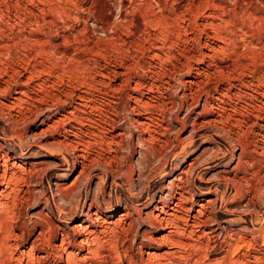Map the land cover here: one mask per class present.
Segmentation results:
<instances>
[{
  "label": "rangeland",
  "instance_id": "rangeland-1",
  "mask_svg": "<svg viewBox=\"0 0 264 264\" xmlns=\"http://www.w3.org/2000/svg\"><path fill=\"white\" fill-rule=\"evenodd\" d=\"M220 1L0 0V84L8 79L12 85L9 93H0V103L10 105L22 77L42 104L41 110L18 115V108L0 110V154L9 166L14 161L25 170L14 182L16 218L8 219L12 233L20 235L7 240L14 244L9 251L14 259L29 251L45 219L72 235L71 227L84 225L91 210L100 222L120 217L122 223L99 234L110 241L104 249L111 244L107 248L114 253L100 250L110 255L103 259L86 248L74 250L78 264H141L146 251L166 253L167 264H228L236 253L250 264H264V105L257 94L264 93V2ZM206 45L213 46L214 57L205 56ZM155 46L161 47L160 60ZM190 79L200 87H189ZM138 81L146 88L134 89ZM135 95L150 103L140 116L130 111ZM70 110L77 123L64 119L41 134L43 123L51 125ZM146 117L150 130L136 123ZM82 154L86 169L75 180ZM179 177L188 192L178 216L194 220L199 204L213 201L197 216L205 222L199 241L207 240L210 251L150 240L167 232L155 219L161 208L171 212ZM178 223L188 236L191 229ZM232 238L246 245L239 243L243 247L235 252ZM35 248L34 255H44L42 246ZM62 263L54 254L39 264Z\"/></svg>",
  "mask_w": 264,
  "mask_h": 264
},
{
  "label": "bare ground",
  "instance_id": "bare-ground-1",
  "mask_svg": "<svg viewBox=\"0 0 264 264\" xmlns=\"http://www.w3.org/2000/svg\"><path fill=\"white\" fill-rule=\"evenodd\" d=\"M26 2H28L29 4H33L34 1H41L44 2V0H25ZM73 0H69V2H72ZM208 1V0H207ZM218 1V0H217ZM225 0L223 1H220L221 5L226 3L224 2ZM229 1V0H228ZM239 1V0H238ZM246 1V0H245ZM249 1V0H248ZM256 1V0H255ZM259 0H257V3H258ZM46 2V1H45ZM44 2V3H45ZM48 2V1H47ZM46 2V3H47ZM92 2V1H91ZM127 2V1H126ZM230 2V1H229ZM232 2V0H231ZM234 2V0H233ZM237 2V1H236ZM247 2V1H246ZM245 2V3H246ZM264 2V0H263ZM38 3V2H37ZM58 3V2H57ZM130 3V1H129ZM215 3V2H213ZM217 3V2H216ZM253 3V2H252ZM251 3V4H252ZM256 3V2H255ZM254 3V4H255ZM36 4V3H35ZM48 4V3H47ZM90 4V3H89ZM218 4V3H217ZM228 4V3H227ZM238 4V3H237ZM236 4V5H237ZM262 4V3H261ZM219 4V6H221ZM233 5H235L233 3ZM235 5V6H236ZM250 5V4H249ZM34 6V5H33ZM38 6V5H37ZM218 6V5H217ZM223 6V5H222ZM256 6V5H255ZM39 7V6H38ZM53 7V6H52ZM87 7V6H86ZM90 7V6H89ZM29 8V7H28ZM27 8V9H28ZM33 8V7H32ZM40 8V7H39ZM96 8V7H95ZM218 8V7H217ZM224 8V7H223ZM251 8V7H250ZM253 8V7H252ZM35 9V8H34ZM85 9L86 11V8H83ZM124 9V8H123ZM235 9V8H234ZM255 9V7H254ZM30 10L31 7H30ZM38 10V9H37ZM227 10V9H226ZM229 10V9H228ZM227 10V12H228ZM249 10V9H248ZM34 11V10H33ZM32 11V12H33ZM89 11H92V9H90ZM225 11V10H223ZM232 11V10H231ZM230 11V12H231ZM247 11V10H245ZM254 11V10H253ZM35 12V11H34ZM80 12V11H79ZM96 12V11H95ZM99 12V11H98ZM93 13V11H92ZM128 13V12H127ZM126 13V14H127ZM3 14V13H2ZM32 14V13H30ZM96 15H98L97 13H95ZM126 14H123L122 13V18H126ZM235 14V13H234ZM247 14V12H246ZM255 14V13H253ZM57 15V14H56ZM208 15V14H207ZM211 15V14H210ZM208 15V16H210ZM213 15V14H212ZM223 15V14H222ZM249 15V13H248ZM247 15V16H248ZM256 15V14H255ZM259 15V14H258ZM262 15V14H261ZM35 17V14L33 15ZM133 16V15H132ZM228 16V15H227ZM253 17V15H250ZM259 17V16H258ZM261 17V16H260ZM67 18V17H66ZM72 18V16H71ZM121 18V19H122ZM213 18V17H212ZM219 18V17H218ZM49 19V18H48ZM223 22V18H220ZM46 21V19H43ZM74 20V19H73ZM76 20V19H75ZM78 20V19H77ZM96 20V19H95ZM128 20V19H127ZM126 20V21H127ZM125 21V20H124ZM228 22L226 19L224 20V22ZM48 22V20H47ZM209 22V21H208ZM50 23H51V20H50ZM126 23V22H125ZM206 23V22H205ZM205 23L203 25H205ZM210 23V22H209ZM219 23V22H218ZM52 24V23H51ZM129 24V23H128ZM138 25V24H137ZM136 25V26H137ZM210 25V24H208ZM215 25V24H214ZM217 25V24H216ZM215 25V26H216ZM219 25V24H218ZM222 25V24H221ZM225 25V24H224ZM228 25V24H227ZM248 25V24H247ZM140 26V25H139ZM210 26H213L212 24ZM229 26V25H228ZM37 27V25H36ZM204 27V26H203ZM206 27H209V26H206ZM214 27V26H213ZM227 27V26H225ZM211 28V27H210ZM222 28V27H221ZM136 29V28H135ZM205 29V28H204ZM213 29V28H212ZM216 29V28H215ZM213 29V31L215 30ZM219 29V28H217ZM221 30V29H220ZM212 32V31H211ZM232 32V31H231ZM230 33V32H229ZM214 34V33H213ZM215 34H217L215 32ZM50 35V34H49ZM58 35V34H57ZM223 35V34H222ZM71 36V35H69ZM66 37V36H65ZM62 38V37H61ZM191 38V37H190ZM216 38V37H215ZM218 38V37H217ZM160 39V38H159ZM37 40V39H36ZM193 40V39H192ZM164 41V40H163ZM64 42H65V39H64ZM157 42V41H156ZM161 42V41H160ZM223 42V41H222ZM54 44H58V45H61L59 43H54ZM161 44V43H160ZM205 44V43H204ZM58 45H55V47H57ZM53 46V45H52ZM62 46V45H61ZM59 46V47H61ZM164 46V45H163ZM171 46V45H170ZM213 47V46H212ZM211 46L209 45H206L205 48L207 50V53L205 54V56L207 58H212L214 57V49L212 48ZM222 47V46H221ZM220 47V49H222ZM63 48V47H62ZM64 49V48H63ZM153 49V48H152ZM161 49L160 46H155L154 47V56H155V59L156 58H159L160 60V56L158 53L156 52H159ZM65 50V49H64ZM224 50V49H223ZM168 51V50H167ZM221 51V50H220ZM153 52V51H152ZM213 53V54H212ZM164 54V53H163ZM167 55V54H166ZM212 63V62H211ZM262 65V64H261ZM219 68V67H218ZM221 68V67H220ZM219 68V69H220ZM222 72V71H221ZM114 73V76L116 75H122V73H118V72H113ZM203 76V75H202ZM12 77V76H11ZM9 78V77H8ZM196 78V77H195ZM11 79V78H10ZM5 81V80H4ZM199 81V80H198ZM208 81V80H207ZM3 83V82H2ZM9 80L7 79V81H5L3 84H5V86H3V84L1 85L0 84V93L1 94H7L9 93L11 90H12V85L10 87V84H9ZM185 83V82H184ZM189 87L190 85H195L196 82H194V80L192 81L191 79L187 81ZM201 83V82H200ZM200 85V84H199ZM199 85H195L197 87V89L200 87ZM204 86V83L202 84ZM199 86V87H198ZM15 87H16V92H15V96L13 97V100L10 101V105H4L3 103L1 104L0 103V110H3L4 108L7 109V110H13L15 111L14 109L15 108H18L19 111H15V113L18 115V114H23L22 112L25 110V109H31V111L33 110H41L42 107H41V102H39V100L36 99L35 95L33 94H29L28 93V83L26 81H24V79L21 77L19 79L18 82L15 83ZM137 88H146L145 85L136 82L135 83V88L137 90ZM150 88V87H149ZM203 89L200 88V90ZM149 90V89H148ZM151 90V89H150ZM193 90L195 91V89L193 88ZM198 91V90H197ZM192 89H189V93L190 95H192ZM263 92V91H262ZM197 93V92H196ZM261 99V104L264 105V93H257ZM200 95V94H198ZM193 96V95H192ZM78 98L80 96H77ZM133 97V96H132ZM253 97V96H252ZM84 97H80V100H81V103L79 104L80 106H85V102L83 100ZM207 98V97H206ZM220 98V97H219ZM192 99V98H191ZM198 99V97L196 98V100ZM208 99V98H207ZM217 99H218V96H217ZM206 100V99H205ZM209 100V99H208ZM199 101V100H198ZM193 102V101H192ZM191 102V103H192ZM195 102V101H194ZM205 102V101H204ZM208 102V101H207ZM206 102V103H207ZM149 102H145L142 100V98L140 96H136L133 97V106L130 107V111L132 110V112L134 114H136L137 116H140L142 115L143 111L142 110H145V108H148L149 106ZM198 104V102L196 103ZM209 104V103H207ZM195 105V103H194ZM213 105V104H212ZM87 106V105H86ZM151 106V105H150ZM210 106H211V103H210ZM28 107V108H27ZM75 107V106H74ZM205 107V106H204ZM209 107V106H208ZM215 107V106H214ZM77 108V107H76ZM79 108V107H78ZM82 108V107H80ZM213 107H211L212 109ZM17 109V110H18ZM214 109V108H213ZM212 109V110H213ZM221 109V108H220ZM38 110V111H39ZM78 110V109H77ZM216 110V109H215ZM29 111V110H28ZM37 111V112H38ZM46 111V110H45ZM71 111V110H70ZM218 111V110H217ZM222 111V110H221ZM26 112V111H25ZM43 112V111H42ZM83 112V111H82ZM131 112V113H132ZM41 113V111H40ZM77 113V112H76ZM63 115V114H62ZM221 115V114H220ZM219 115V120L220 118H222L221 116ZM70 116H73V113L72 111L71 112H68L67 115H63V118L61 119L60 117L57 119V120H53L51 121V125H49L47 122L43 123L45 126V128L41 129V134H44L46 133V131L48 130V128H55V126H58L60 123H62V121L65 119L67 121H70V122H76L78 119L77 118V115L75 116L76 119L70 117ZM151 116V115H150ZM83 119V118H82ZM133 120V119H132ZM216 120V119H215ZM214 120V121H215ZM219 120H217L219 122ZM150 118H145L144 120H139V121H136L137 125L140 126L141 128L147 130L149 129V123H150ZM236 121V119H235ZM66 122V121H65ZM78 122V121H77ZM76 122V123H77ZM81 122V121H80ZM134 122V121H133ZM153 122V121H152ZM211 122V121H210ZM238 122V121H237ZM69 123V122H68ZM206 123V122H205ZM208 123V122H207ZM157 125V124H156ZM155 125V126H156ZM205 125V124H203ZM202 125V126H203ZM212 125V123H211ZM199 126V125H198ZM206 126V125H205ZM216 126V125H214ZM149 127V128H148ZM49 128V129H50ZM157 127H155L156 129ZM201 128V127H200ZM57 129V128H55ZM138 129V127H137ZM152 129V128H150ZM149 129V130H150ZM66 130V129H65ZM148 130V131H149ZM154 130V129H153ZM152 130V131H153ZM194 130V129H193ZM144 130H142L143 132ZM51 132V131H50ZM74 133V131H72ZM68 133V132H67ZM72 133V134H73ZM76 133V132H75ZM118 133V132H117ZM123 133V132H122ZM78 133H76L77 135ZM151 134V133H150ZM113 135V134H112ZM149 135V134H148ZM74 136V135H73ZM117 136V135H116ZM151 136V135H150ZM149 138V137H148ZM147 138V139H148ZM114 136L111 137V142H113L114 140ZM151 139V137L149 138ZM153 139V138H152ZM155 140V139H154ZM73 141V140H71ZM75 141V140H74ZM73 141V142H74ZM83 141V140H82ZM141 141H142V138H141ZM148 141V140H147ZM80 142V141H79ZM116 142V141H115ZM145 142V141H144ZM65 143V142H64ZM62 142V144H64ZM55 144V142H54ZM67 144V143H66ZM77 144V143H76ZM112 144V143H111ZM57 145V144H56ZM58 145L62 146L61 143L59 142ZM64 146V145H63ZM67 146V145H66ZM78 146V145H77ZM69 147V145H68ZM74 147V146H73ZM76 147V146H75ZM63 148V147H62ZM80 149V148H78ZM82 149V148H81ZM75 150V148H74ZM244 151V150H243ZM82 153V152H81ZM86 153V151L84 152V154ZM257 153V152H256ZM244 156V155H243ZM77 158V157H76ZM80 158H82V162H81V170L78 174V176L76 177L75 180H78L77 178H79V176H82V174L85 172L84 169H86V162H85V156L80 155ZM241 158V157H240ZM239 158V159H240ZM87 161H88V158H87ZM9 159L5 157V155H2V153L0 154V233L3 232V236L0 237V264H24V259H25V264H39L40 262H43L45 261L47 258H49L50 256H53L54 254H56V257L58 258L59 261H64V263L62 264H78L77 262L81 259H78L77 257V253H73L74 250H77V252H79V250L81 251V248H86V252L91 255V256H95L96 258L100 255V250H106V248L110 245H108L107 247H105L104 249V246H106L108 243V241L106 240L105 241H102L99 237V234H103L104 233H107L108 231H112V229H116V228H119L121 223H122V219H119L118 218V221H116L115 223H112L111 221H101L100 222V219L98 218V214L97 212H92L91 210H89L87 213H86V223L83 225L82 222H79V223H75L72 227H71V230H72V235L69 231L67 230H61L59 229V227L52 222V220H50L49 218L45 219L42 223V225L40 224V229L35 237V239L33 240L34 242L31 243L30 245V249L28 252L26 253H18V257L15 259L13 258V254H11L9 251L11 250V248H14V244H9L8 243V239H13V240H16V239H19L18 237L20 235H14L12 233V229L14 228L12 226V222L13 220L16 218L15 217V204L16 202H18L16 200V196L14 195V182L17 180H19V176L25 171L23 169L20 168V166H18L14 161H12V165L9 166ZM253 162V161H252ZM255 163V162H254ZM254 163L252 165H254ZM191 165V164H190ZM16 168V170L14 169ZM30 172V171H29ZM185 172V171H184ZM31 173V172H30ZM19 174V175H18ZM24 174V173H23ZM178 177V176H177ZM243 178V177H242ZM176 179V178H175ZM186 179V178H185ZM233 179V178H232ZM241 179V178H240ZM74 180V179H73ZM74 180V181H75ZM226 180V179H225ZM73 181V182H74ZM177 181H178V185L177 183L175 184L177 189H178V193H177V197L175 198V201L172 203V208H171V212H164L162 210V208L159 210L160 211V214H162V216L158 215L156 216V223H158L160 226L162 225H165V228L167 229V232L162 235V237L160 239H153V238H150V240L154 243H158V241H165L167 243H169L170 245L172 246H176L178 249H189V250H192L194 251V249H197L196 251L194 252H199V251H207L209 250L210 251V248H212L209 243H207V240L206 239H203V240H206L205 242L204 241H199L201 240L202 238H204L205 234L202 235L204 237H200L199 236V233L201 232L203 234V231H200L199 229L201 228L202 224L205 223L203 221H201L200 219H198V217H200L201 215V212L202 210L207 207L205 206L206 204L205 203H209L211 202L212 200L210 199L208 202H205V203H201L199 204V209H197V216H194L193 215V218L194 220H191L189 221V219H185L183 217H180L178 216L179 212L181 211L180 208L183 206V203L184 201H186L187 197H186V193L188 191H186L184 185V181L182 180L181 177L177 178ZM238 181V180H237ZM246 181V180H245ZM248 182H250L249 180H247ZM186 182V181H185ZM234 182V181H233ZM239 182V181H238ZM237 182V183H238ZM16 183V182H15ZM72 183V182H71ZM76 183V182H74ZM73 183V184H74ZM236 182H234L235 184ZM246 183V182H245ZM239 184H242V183H239ZM243 185V184H242ZM237 186V185H236ZM238 187V186H237ZM236 187V188H237ZM241 187V186H240ZM239 187V188H240ZM244 187V186H243ZM66 190V189H65ZM247 190V189H246ZM18 196V195H17ZM213 202V201H212ZM91 206V205H90ZM57 208V207H56ZM90 208V207H89ZM184 209V208H182ZM190 209V208H189ZM187 209V210H189ZM180 210V211H179ZM185 210V209H184ZM206 210V209H204ZM203 210V211H204ZM59 212H62L60 209H58ZM117 211L116 209H113L111 210L109 213H112V212H115ZM186 211V210H185ZM127 213V212H126ZM184 212H182L183 214ZM123 214V213H122ZM130 214V213H129ZM194 214V213H193ZM204 214V213H203ZM209 214V213H208ZM187 215V214H186ZM211 215V214H210ZM119 216V215H118ZM120 216H125L127 217L128 214H124V215H120ZM150 217V215H148ZM148 217V218H149ZM211 217V216H210ZM213 217V216H212ZM8 219L9 221H12L11 224L9 223L8 224ZM203 219V217H202ZM206 219V218H205ZM204 219V220H205ZM208 219L209 216H208ZM214 219V218H213ZM43 220V219H42ZM152 220V219H151ZM212 220V219H211ZM179 221H182L184 223V226L186 228H189L191 229V231L189 232V235L186 236L184 234L185 232V229L181 228L179 226ZM210 222V220H208ZM207 221V222H208ZM214 221V220H212ZM44 224V225H43ZM153 224V223H152ZM212 224V223H211ZM204 225V224H203ZM218 226V225H217ZM95 227H98L99 228V231L96 230ZM220 227V226H219ZM221 228V227H220ZM216 229V228H215ZM223 229V228H222ZM225 229V228H224ZM61 230V232H60ZM117 230V229H116ZM212 230V229H211ZM210 230V231H211ZM124 231V230H123ZM214 231V230H212ZM224 231V230H223ZM113 232V231H112ZM209 232V231H208ZM227 232V231H226ZM22 233V232H21ZM23 233L25 234V230H23ZM205 233V232H204ZM207 233V232H206ZM213 233V232H212ZM221 233V232H220ZM187 234V233H186ZM194 234H198V239L197 241H194V239L192 238V236H194ZM209 234V233H207ZM227 234V233H226ZM2 235V233H1ZM214 235V234H213ZM218 235V234H217ZM230 235V234H229ZM237 235V234H236ZM263 235V234H262ZM59 236H60V242L57 243V241L59 240ZM161 236V235H160ZM207 236V235H206ZM231 236V235H230ZM14 237V238H13ZM214 237V236H213ZM229 237V236H228ZM238 237V236H237ZM210 238V236H209ZM110 239V238H109ZM197 239V238H196ZM208 239V238H207ZM217 239V238H215ZM234 239V238H232ZM244 239V238H243ZM246 239V238H245ZM8 240V241H7ZM214 240V239H213ZM231 240V239H230ZM236 243H238L236 246H235V252L239 251L243 246H240L239 243H242L243 240L242 238H239V239H234ZM249 240V239H248ZM110 242V241H109ZM161 242V243H162ZM248 242V241H247ZM246 242V243H247ZM252 242V241H251ZM37 243V244H36ZM39 243V244H38ZM107 243V244H106ZM164 243V242H163ZM213 243V242H212ZM217 243V242H216ZM225 243V242H224ZM106 244V245H105ZM113 244V243H112ZM165 244V243H164ZM245 244V243H242V245ZM38 245L42 246V250L44 252V255H41V256H36L33 254V251L36 249L35 247H37ZM216 245V244H215ZM214 245V246H215ZM230 245V243L228 244ZM246 245V244H245ZM249 245V244H248ZM168 246V245H167ZM213 246V245H212ZM113 247V246H112ZM169 247V246H168ZM231 247V246H230ZM114 248V247H113ZM248 248V247H247ZM171 249V248H170ZM169 249V250H170ZM232 249V248H231ZM110 250L112 249H109L107 248V251L110 253ZM175 250V249H174ZM188 250V251H189ZM212 250V249H211ZM113 251V250H112ZM117 251V250H116ZM177 251V250H176ZM192 251V252H193ZM170 251H168L167 253H169ZM233 252V250H232ZM241 252V251H240ZM13 253V252H12ZM103 253V252H102ZM114 253V251L112 252ZM171 253V252H170ZM177 253V252H176ZM117 254V252L115 253ZM200 254V253H199ZM113 255V254H112ZM144 255H146V257H144ZM144 255L142 254L141 256V259L139 261V263L141 262V264H167L166 262V253L165 255H159V254H154V253H150V252H145ZM182 255V254H181ZM179 258H183V256H181ZM188 255H191V252L188 253ZM204 255V254H203ZM234 256H232V258L228 261L229 263L228 264H250V262L245 258L244 255L240 254V255H237L236 254H233ZM98 257V258H106L107 256L109 257L110 255L108 254H104L102 257ZM116 256V255H115ZM175 256V255H174ZM187 256V255H186ZM88 256H85L82 260H87ZM112 257V256H111ZM110 257V258H111ZM118 257V256H117ZM202 257V256H201ZM103 258V259H104ZM113 258H114V255H113ZM112 258V259H113ZM120 258V256H119ZM168 258V257H167ZM172 258V256H171ZM178 258V256H177ZM190 258V257H189ZM199 258V257H198ZM256 258V257H254ZM264 258V257H263ZM111 259V260H112ZM173 259V258H172ZM186 259V258H184ZM257 259V258H256ZM261 259V258H260ZM11 260L14 262V263H10ZM114 260V259H113ZM117 260V259H116ZM203 260V259H202ZM99 261V260H98ZM103 261V260H102ZM129 260H127L128 262ZM137 261V260H136ZM185 261V260H184ZM254 261V260H253ZM256 261V260H255ZM261 260H259L258 262L260 263ZM107 263V261H105ZM168 262H170L168 260ZM256 262V263H258ZM172 263V262H171ZM174 263V262H173ZM172 263V264H173ZM184 263V262H183ZM96 264H99L97 261H96ZM128 264H138V263H135L133 262L132 260H130L128 262ZM178 264V263H177ZM181 264V263H180ZM219 264V263H218ZM223 264V263H222ZM225 264V263H224ZM254 264V263H253Z\"/></svg>",
  "mask_w": 264,
  "mask_h": 264
}]
</instances>
